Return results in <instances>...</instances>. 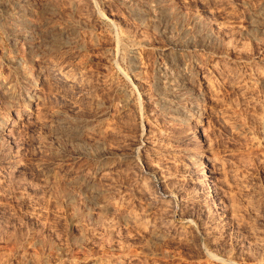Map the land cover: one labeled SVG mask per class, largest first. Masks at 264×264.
I'll return each instance as SVG.
<instances>
[{
	"label": "rangeland",
	"instance_id": "rangeland-1",
	"mask_svg": "<svg viewBox=\"0 0 264 264\" xmlns=\"http://www.w3.org/2000/svg\"><path fill=\"white\" fill-rule=\"evenodd\" d=\"M24 1L0 0V76L40 120L0 129V264H264V0ZM45 62L79 81H39ZM178 71L202 109L181 126ZM25 100L0 92V117Z\"/></svg>",
	"mask_w": 264,
	"mask_h": 264
},
{
	"label": "bare ground",
	"instance_id": "bare-ground-1",
	"mask_svg": "<svg viewBox=\"0 0 264 264\" xmlns=\"http://www.w3.org/2000/svg\"><path fill=\"white\" fill-rule=\"evenodd\" d=\"M27 1V0H26ZM211 1V0H210ZM6 5H5V7H6V11L7 12H9L8 14H11L12 13V5L13 4H17V6L18 5H21L22 3L24 4V3H26L24 0H13V1H7L6 0ZM160 5H161V3H160ZM157 6L156 7V12H158L159 14H162V13H164V14H166L167 12H166V9L165 8H163L164 6L163 5H161V6H163V7H161V6ZM145 8H143L142 9V7H135L134 8V12H135V14L138 16V17H140V16H142L143 17V15H145L146 14V11L145 10H147V9H145ZM148 11H149V8H148ZM157 13V14H158ZM161 19H163V18H161ZM167 19V18H166ZM13 21V20H12ZM27 22H30V21H27ZM162 22V21H161ZM14 23V22H13ZM164 25V28H166V24H163ZM23 26V25H22ZM24 26H25V23H24ZM56 32V31H55ZM181 32V31H180ZM179 32V33H180ZM53 33V32H52ZM202 33V32H201ZM54 34V33H53ZM19 35H20V33H19ZM16 36V35H15ZM26 35H23V37H25ZM50 36V35H49ZM55 36H57V34L55 35ZM47 37H48V35H47ZM209 37H210V33H209V31H206V32H203V35H201V34H193V35H189V34H187L186 32L184 33V32H182V33H180L179 35H178V37L173 41L174 43H173V45L174 46H179L180 48H179V50L181 49V50H183L184 48H187L188 46H190V45H192V44H195L197 41H199V40H202V38L203 39H209ZM53 38V37H52ZM45 39V38H44ZM54 39H57V38H54ZM50 40H51V38H50ZM56 41V40H55ZM178 50V49H177ZM174 56H170L169 57V59L167 58V61H166V63L164 64V68H163V70H165V68H167L168 66H169V69H170V66L172 67H174V66H180L181 64H180V62L177 60V59H175L176 58V56H175V53L173 54ZM37 57V56H36ZM45 64H46V62H45ZM44 64V66H42V72H44V74H41L40 75V78H39V81H42V80H47V81H49V82H51V84L52 83H54V84H57V85H60V86H66V87H70V86H73V85H75V84H77V82L79 81V79H76V77H75V75L73 74H71V73H69L68 71H67V69H65V68H63V67H61V68H59V67H56L55 65H53V64H46L45 65ZM169 64V65H168ZM166 65H168V66H166ZM62 66V65H61ZM168 69V68H167ZM178 69V68H177ZM185 70V69H184ZM19 71H20V69H19ZM172 71V70H171ZM174 71V70H173ZM177 71V70H176ZM202 71V70H201ZM213 71V70H212ZM18 72V71H17ZM175 72V71H174ZM172 73V72H171ZM178 73V75L177 76H175L174 78L172 77V76H170V78H172V80L169 78V79H166V84H164L165 85V88H167V91H165L164 92V94H166V96H167V94H169L168 96L170 97L169 98V101L167 102L166 101V104H168L167 106L165 105V103H163V106H164V108L163 107H161V108H163V109H165V111L166 112H168L169 114H173L174 116L175 115H179V116H181V117H179V119L176 121L177 122V125L178 126H181L182 124H185L187 121V119L190 117V115H193V116H195V114H194V112L193 111H196L197 113H198V115L200 114V116H197L198 117V119L200 120L201 118V111L200 110H202V109H197V108H194L193 106H191V108H190V106L188 107V108H190L191 109V111H189V109H186V106H185V104H183V103H181V102H179V99H181V98H183V93H184V91H186V90H183V88L184 87H186V84H185V81H184V78L186 77V76H184L185 75V73H184V71H182V72H180V71H178L177 72ZM183 73H184V75H183ZM15 74H16V72H15ZM211 73H207V74H203V76H202V80H203V87L205 86L206 87V85L208 84V82L210 81V75ZM215 74V73H214ZM188 75V74H187ZM193 75V74H192ZM169 76V75H168ZM166 77V76H165ZM164 77V78H165ZM200 77V76H199ZM213 77V76H212ZM200 79V78H199ZM187 82V81H186ZM47 83V82H46ZM35 85H37L38 86V82L36 81L35 83H34ZM49 84V83H48ZM47 84V85H48ZM209 84H210V82H209ZM209 84H208V86H209ZM40 85H41V82H40ZM200 85V84H199ZM207 86V87H208ZM40 86H38V88H39ZM187 89V88H186ZM13 90H15V89H13V86L11 85V83H9L8 81H4L3 79H1V76H0V92H1V94H3L4 96H5V98H6V100H7V104H8V106L9 107H14V105L16 104V101H17V99L19 98V96H22L23 98H25L26 100H27V104H26V108H25V102H26V100L24 101V103H23V105H22V107L19 109V108H15L14 109V111H12V112H9L8 114L10 115V118L9 117H6V118H1L0 117V120H1V122H0V129L1 130H4V131H6V132H8V131H10V129H12L14 126H16V125H18V124H20L21 125V122H20V120H22L23 119V117H24V114H25V112H28V115H26V116H28V119H24V121L25 122H30V123H34V121L36 120V112H37V107H38V104H37V101L39 100V99H41L40 98V96L38 95V93L35 91V89L34 88H30V89H25V91L24 92H21V93H19V94H16L15 92H13ZM71 90V89H70ZM162 90V89H161ZM190 91V90H189ZM168 92V93H167ZM50 93V92H49ZM213 93V92H212ZM185 94V93H184ZM59 97V96H58ZM188 97V96H187ZM21 98V97H20ZM165 100H167L166 98H164ZM171 101V102H170ZM162 102H164V100L162 101ZM162 106V105H161ZM40 111V110H39ZM193 112V113H192ZM196 117V116H195ZM40 118V117H39ZM40 120V119H39ZM39 120H36V121H39ZM35 121V122H36ZM75 121V120H74ZM203 121H206V120H203ZM22 123H24V122H22ZM74 123V122H73ZM78 124V123H77ZM76 124V125H77ZM78 126V125H77ZM66 127V126H65ZM74 127V126H73ZM63 128V127H62ZM68 129V128H67ZM74 129V128H73ZM77 129V128H76ZM17 130V129H16ZM13 131V130H12ZM67 131V130H66ZM71 131V130H70ZM11 132V131H10ZM76 132V131H75ZM72 133V132H71ZM180 134V133H179ZM19 135V134H18ZM194 136V135H193ZM201 154H197V156H195V160L196 159H199V157H201L200 156ZM191 158V157H190ZM210 158L211 159H213V162H214V157L212 156V155H210ZM197 161V160H196ZM199 161H201V160H199ZM210 162H212V161H210ZM196 163V162H195ZM197 166H199V165H201V163L199 164V162L197 161ZM204 164V163H203ZM191 166V165H190ZM202 166V165H201ZM103 167V166H102ZM102 167H99V169H102ZM195 167V166H194ZM211 167H212V165H211ZM218 168V167H217ZM196 169V168H195ZM198 173V172H197ZM200 174H212V172H211V170H204L203 168H201V170H200V172H199ZM188 174V176L190 177V179H194L197 175H195V171H193L192 169H190L189 170V172L187 173ZM199 175V174H198ZM200 176V175H199ZM203 177V176H202ZM205 178V177H204ZM200 179H201V176H200ZM200 179H198V181L200 182L201 180ZM73 180V179H72ZM85 180V179H84ZM204 180H206V179H204ZM209 180V179H208ZM202 182V181H201ZM205 182V184H206V181H204ZM85 185H89V183H88V181L86 180L85 181V183H84ZM204 184V185H205ZM95 185V184H94ZM202 185L203 184H201V187H202ZM203 185V186H204ZM209 185H210V181H209ZM92 187V186H91ZM98 187V186H97ZM156 188H155V190H156V193H159V198L161 199V201H166V200H169L170 198V195H171V191H170V189H168L167 187H166V189H164V188H162V184H160V183H158L156 186H155ZM205 187V186H204ZM208 187V186H207ZM206 187V188H207ZM203 188V187H202ZM210 188H211V186H210ZM208 189V188H207ZM216 189V188H215ZM215 189H210V191H209V194H214V193H216V191H215ZM93 190V189H92ZM99 191H101V190H96V191H94V193L97 195L98 193H100ZM208 194V195H209ZM172 196V195H171ZM211 196V195H210ZM169 198V199H168ZM108 206V205H107ZM215 220V219H214ZM173 228H175V227H173ZM159 229V228H158ZM157 233H159V235H169V231H168V229L167 230H162V231H158ZM217 233V232H216ZM170 237V236H169Z\"/></svg>",
	"mask_w": 264,
	"mask_h": 264
}]
</instances>
